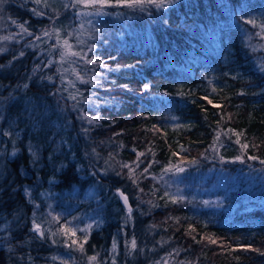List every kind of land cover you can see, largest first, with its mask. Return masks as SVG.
Returning <instances> with one entry per match:
<instances>
[{
    "label": "trees",
    "instance_id": "1",
    "mask_svg": "<svg viewBox=\"0 0 264 264\" xmlns=\"http://www.w3.org/2000/svg\"><path fill=\"white\" fill-rule=\"evenodd\" d=\"M102 1L0 5V264H264V0Z\"/></svg>",
    "mask_w": 264,
    "mask_h": 264
},
{
    "label": "rangeland",
    "instance_id": "2",
    "mask_svg": "<svg viewBox=\"0 0 264 264\" xmlns=\"http://www.w3.org/2000/svg\"><path fill=\"white\" fill-rule=\"evenodd\" d=\"M73 1H75L80 5L79 13H78L79 17H77V20L82 28L88 27L89 23L92 21L93 18L102 16L104 12L102 9H105V7L107 6L106 3L102 0H73ZM1 4H2V0L0 1V5ZM131 6L138 9H142L145 7V4H142L140 1H138L132 3ZM244 14L248 16V18L253 22L260 20L258 17H255V15L253 16L251 12L248 10H245ZM2 28H3V18L0 16V30ZM8 28H14V30L16 31L17 34H19V36H27L28 34L22 28L17 27L13 24H9ZM48 37L53 38L52 40L54 41V45L52 49H57L59 55L62 58H65V63L58 65L59 66L58 72L60 76H62V78L66 80L69 85H71V83L74 80L79 78V76H77L76 74V70L85 69L86 65H80L82 61L77 59L76 57L77 52L71 51L72 49L70 46L71 44L68 45L66 44L67 50L64 51L62 50L63 43H61V45H58L57 44L58 41L56 37L55 36L53 37L51 34H48ZM183 196L184 193L182 191H179L176 193L169 194L167 199L168 200L178 199V198H182Z\"/></svg>",
    "mask_w": 264,
    "mask_h": 264
},
{
    "label": "water",
    "instance_id": "3",
    "mask_svg": "<svg viewBox=\"0 0 264 264\" xmlns=\"http://www.w3.org/2000/svg\"><path fill=\"white\" fill-rule=\"evenodd\" d=\"M118 201L125 208V210H130V204L124 193L118 191Z\"/></svg>",
    "mask_w": 264,
    "mask_h": 264
}]
</instances>
